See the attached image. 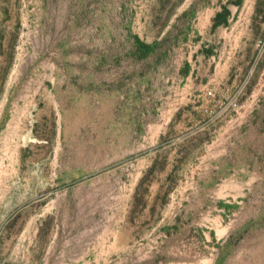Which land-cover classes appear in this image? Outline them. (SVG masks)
<instances>
[{
  "label": "rangeland",
  "instance_id": "rangeland-1",
  "mask_svg": "<svg viewBox=\"0 0 264 264\" xmlns=\"http://www.w3.org/2000/svg\"><path fill=\"white\" fill-rule=\"evenodd\" d=\"M0 264H264V0H0Z\"/></svg>",
  "mask_w": 264,
  "mask_h": 264
},
{
  "label": "trees",
  "instance_id": "trees-1",
  "mask_svg": "<svg viewBox=\"0 0 264 264\" xmlns=\"http://www.w3.org/2000/svg\"><path fill=\"white\" fill-rule=\"evenodd\" d=\"M225 11H227L226 8H225ZM220 15H221L220 12L216 14L214 21H213V25L216 24V20H218ZM160 42L146 43L135 37L133 46L131 48V54L136 59L147 58L156 51V48H158Z\"/></svg>",
  "mask_w": 264,
  "mask_h": 264
}]
</instances>
